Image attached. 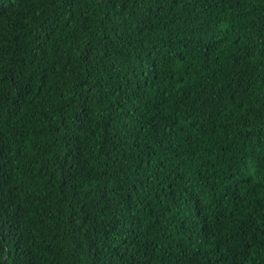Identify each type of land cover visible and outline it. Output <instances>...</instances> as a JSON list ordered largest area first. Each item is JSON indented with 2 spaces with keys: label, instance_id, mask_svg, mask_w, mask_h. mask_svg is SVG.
I'll use <instances>...</instances> for the list:
<instances>
[{
  "label": "trees",
  "instance_id": "16d2710c",
  "mask_svg": "<svg viewBox=\"0 0 264 264\" xmlns=\"http://www.w3.org/2000/svg\"><path fill=\"white\" fill-rule=\"evenodd\" d=\"M0 264H264V0H0Z\"/></svg>",
  "mask_w": 264,
  "mask_h": 264
}]
</instances>
